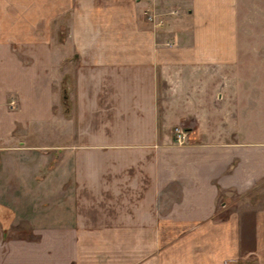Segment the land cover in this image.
Listing matches in <instances>:
<instances>
[{
  "label": "crops",
  "instance_id": "obj_1",
  "mask_svg": "<svg viewBox=\"0 0 264 264\" xmlns=\"http://www.w3.org/2000/svg\"><path fill=\"white\" fill-rule=\"evenodd\" d=\"M239 6L0 0V264H264Z\"/></svg>",
  "mask_w": 264,
  "mask_h": 264
},
{
  "label": "rangeland",
  "instance_id": "obj_2",
  "mask_svg": "<svg viewBox=\"0 0 264 264\" xmlns=\"http://www.w3.org/2000/svg\"><path fill=\"white\" fill-rule=\"evenodd\" d=\"M238 4L240 8L243 7L241 10H244L242 11L244 25L242 27L254 38L247 40L252 49L249 55L240 56L244 62L243 65L246 64L249 67L248 71L243 72V78L247 79L245 84L248 85V98L245 99V104H240L242 113L230 119L227 127L239 126V130L252 133L250 135H260L264 133V71L261 70L264 68V0H238ZM252 67H260V70L257 72L256 68L252 69ZM255 107H259L258 110ZM222 118L221 121L226 122L224 117ZM218 122L219 119H216L215 125H221ZM218 216H224V214L221 213Z\"/></svg>",
  "mask_w": 264,
  "mask_h": 264
},
{
  "label": "built area",
  "instance_id": "obj_3",
  "mask_svg": "<svg viewBox=\"0 0 264 264\" xmlns=\"http://www.w3.org/2000/svg\"><path fill=\"white\" fill-rule=\"evenodd\" d=\"M173 142L178 145H184L189 141V134L185 127L175 126L172 129Z\"/></svg>",
  "mask_w": 264,
  "mask_h": 264
},
{
  "label": "water",
  "instance_id": "obj_4",
  "mask_svg": "<svg viewBox=\"0 0 264 264\" xmlns=\"http://www.w3.org/2000/svg\"><path fill=\"white\" fill-rule=\"evenodd\" d=\"M64 98H66V97H64Z\"/></svg>",
  "mask_w": 264,
  "mask_h": 264
}]
</instances>
